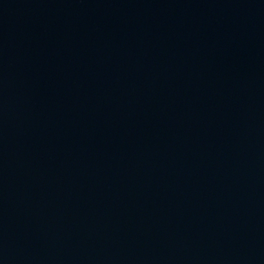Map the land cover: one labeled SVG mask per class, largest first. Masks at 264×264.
<instances>
[{
  "label": "water",
  "instance_id": "95a60500",
  "mask_svg": "<svg viewBox=\"0 0 264 264\" xmlns=\"http://www.w3.org/2000/svg\"><path fill=\"white\" fill-rule=\"evenodd\" d=\"M0 264H264V0H0Z\"/></svg>",
  "mask_w": 264,
  "mask_h": 264
}]
</instances>
